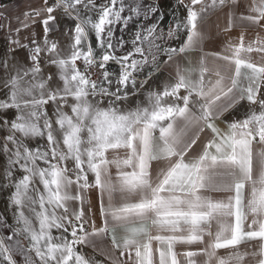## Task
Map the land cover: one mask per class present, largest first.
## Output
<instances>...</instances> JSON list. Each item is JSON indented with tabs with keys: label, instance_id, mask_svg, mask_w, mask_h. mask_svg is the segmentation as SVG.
<instances>
[{
	"label": "snow or ice",
	"instance_id": "obj_1",
	"mask_svg": "<svg viewBox=\"0 0 264 264\" xmlns=\"http://www.w3.org/2000/svg\"><path fill=\"white\" fill-rule=\"evenodd\" d=\"M181 6L0 0V264H264V0Z\"/></svg>",
	"mask_w": 264,
	"mask_h": 264
},
{
	"label": "rangeland",
	"instance_id": "obj_2",
	"mask_svg": "<svg viewBox=\"0 0 264 264\" xmlns=\"http://www.w3.org/2000/svg\"><path fill=\"white\" fill-rule=\"evenodd\" d=\"M5 3L7 5L6 15L11 20V27L14 29L18 25V21L16 20V17L22 18L23 13H25L26 11H29L31 8L37 7L39 5V0H5ZM175 4H176V0H160V8H161V12L164 13V18L162 21L159 22V27L163 29L165 32H167V29L169 25L173 22L174 17L183 18L185 15L184 8L182 6L179 8H176L174 7ZM0 11H2V9H0ZM3 23H4V20L0 19V24H3ZM70 26H71L70 22L65 20L62 22L61 30H63L64 27H70ZM135 28L136 26L132 25L130 26L128 30H122V34L126 40H129V41L131 40L132 33L135 31ZM31 31H34L37 34V37L39 38V36L42 33L40 24L37 23L36 25H34ZM27 34H28V30H25L24 32L21 33L22 36L27 35ZM183 40H184V35L181 34L179 40L171 41L170 43L172 46H177L178 44L182 43ZM61 42L62 44L64 43L63 40ZM0 43H6V32L4 29H0ZM93 43L95 42L93 41ZM130 46L131 45L129 44V47ZM163 59L164 58L161 57V60ZM111 68L113 70H116L115 65H111ZM166 75H167V71H161L159 74H157V76L153 78L152 81H149V84L146 85V88L156 86L157 84H159L160 82L164 80ZM142 99H143L142 95L139 97L133 98L134 101H138ZM8 115L11 116L12 113H8ZM44 143L45 141L43 139H39L38 141L39 145H43ZM3 162L4 161L0 159V165H2ZM10 192H11V189L5 190L3 188H0V214L7 216L8 223L11 224L13 222V217L11 214L12 210L9 208V205H8V196Z\"/></svg>",
	"mask_w": 264,
	"mask_h": 264
},
{
	"label": "crops",
	"instance_id": "obj_3",
	"mask_svg": "<svg viewBox=\"0 0 264 264\" xmlns=\"http://www.w3.org/2000/svg\"><path fill=\"white\" fill-rule=\"evenodd\" d=\"M223 20H221V27L223 26ZM210 28H211V23H210ZM212 31L215 32V35L211 37V42L210 43H206L205 47L207 50L209 51H216V52H219V51H222L223 47H224V43H225V34L222 33V32H219V31H215V29H212ZM238 35V32L237 31H233L230 36L232 37H235ZM249 37L246 36V40L248 39ZM256 54L253 53V56H255ZM246 111V109H240L239 112H235L233 113V117L232 118H240L244 115V112ZM94 203H95V198H94ZM99 223V220L97 221ZM85 253L87 255H93V252H92V249L90 248H85L84 249ZM98 259L100 257H97Z\"/></svg>",
	"mask_w": 264,
	"mask_h": 264
}]
</instances>
